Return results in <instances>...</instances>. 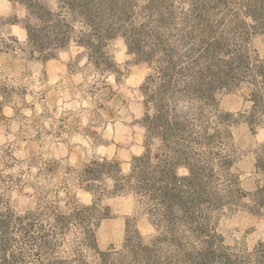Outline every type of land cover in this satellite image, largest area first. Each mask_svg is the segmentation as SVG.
I'll return each mask as SVG.
<instances>
[{"label":"rangeland","instance_id":"obj_1","mask_svg":"<svg viewBox=\"0 0 264 264\" xmlns=\"http://www.w3.org/2000/svg\"><path fill=\"white\" fill-rule=\"evenodd\" d=\"M40 1L67 17L74 39L45 61L2 48L0 205L18 215L45 212L46 223L47 207L77 199L95 202L101 215L92 238L71 226L42 263L251 264L264 249V208L250 206L252 193L264 187L258 168L264 127L248 121L249 71L264 61V0ZM27 13L19 0H0V38L25 43ZM82 33L103 40L115 71L90 61L76 42ZM170 66L177 82L196 89L187 97L178 93L180 109L198 114L209 135L220 133L207 151L206 187L194 209L174 221L158 215L147 196L112 194L111 179L104 185L109 194L94 197L69 171L96 157L117 161L124 175L131 171L133 158L145 152L147 108L153 113L158 100L149 78ZM159 146L155 141L153 150ZM30 250L14 263L0 255V264H36Z\"/></svg>","mask_w":264,"mask_h":264},{"label":"trees","instance_id":"obj_2","mask_svg":"<svg viewBox=\"0 0 264 264\" xmlns=\"http://www.w3.org/2000/svg\"><path fill=\"white\" fill-rule=\"evenodd\" d=\"M19 1L25 4L28 12L24 21L27 40L21 43L14 36L0 38V53L2 48L8 51L20 49L30 58L36 59L38 55L45 61L71 44L74 27L64 14L53 12L40 0ZM2 21L0 17V25ZM112 36V31H107V37ZM77 38L76 42L87 49L90 61H94L97 68L108 73L116 70V64L101 48L102 39L96 41L94 35L86 33ZM132 49L130 45L133 53ZM170 69L171 66L163 69L156 79L149 78L157 86L158 100L152 108L153 113L147 108L143 121L147 130L145 152L133 158L131 171L122 174L119 163L106 157L93 158L80 170L69 171L76 173L74 184L94 197L109 194V187L104 185L111 179L114 182L112 194L133 192L147 196L157 202L158 215L174 221L179 212L188 214L194 209L206 187L204 178L208 167L205 161L210 158L207 151L213 150L220 133L209 135L198 114L191 112L189 107L187 111L180 109L178 93L187 97L196 89L192 83L182 85L177 82ZM249 75L253 106L248 121L251 126L264 127V61L251 68ZM155 141H159L160 146L153 150ZM228 160V156H224L222 161L228 163ZM182 168L188 171V175L179 174ZM258 168L264 171V144L259 150ZM70 200L64 207H47L49 220L46 223L45 212L18 215L8 206L0 205V255L3 260L9 263L18 261L29 246L36 264H43L41 260L54 239L71 226L78 227L87 238H92L93 227L101 219L96 203L84 206L77 199ZM250 206L253 211L264 208V187L252 193ZM14 243L19 246L18 251L13 249ZM250 260L251 264H264V249L257 250Z\"/></svg>","mask_w":264,"mask_h":264},{"label":"clouds","instance_id":"obj_3","mask_svg":"<svg viewBox=\"0 0 264 264\" xmlns=\"http://www.w3.org/2000/svg\"><path fill=\"white\" fill-rule=\"evenodd\" d=\"M21 15H23V13Z\"/></svg>","mask_w":264,"mask_h":264}]
</instances>
